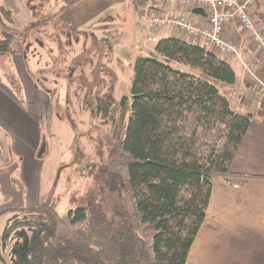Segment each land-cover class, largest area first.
<instances>
[{
  "label": "trees",
  "instance_id": "obj_1",
  "mask_svg": "<svg viewBox=\"0 0 264 264\" xmlns=\"http://www.w3.org/2000/svg\"><path fill=\"white\" fill-rule=\"evenodd\" d=\"M128 1L136 9L155 6ZM132 67L129 95L120 100L128 118L114 127L108 157L95 172L99 195L125 196L126 210L109 217L84 197L60 214L51 195L17 209L26 215L11 264H186L212 181L249 178L230 170L253 117L234 110L221 92L237 82L226 60L202 39L168 37Z\"/></svg>",
  "mask_w": 264,
  "mask_h": 264
},
{
  "label": "crops",
  "instance_id": "obj_2",
  "mask_svg": "<svg viewBox=\"0 0 264 264\" xmlns=\"http://www.w3.org/2000/svg\"><path fill=\"white\" fill-rule=\"evenodd\" d=\"M49 1L37 12L39 20L36 12L34 14L30 5L26 6L24 2L15 6L8 23L0 16L3 28L11 36L13 52L9 58L15 65L14 71L7 69L8 79L0 77V146L4 145L2 136L11 142L7 157L0 152V159L6 164L0 169V205L16 198L25 200L27 204L22 207H32L42 201L32 192L35 177L27 175L25 168L12 162L13 156L26 154H30L35 163L39 160L35 157L38 150L35 147L42 138L40 118L44 96L42 87L24 67L33 42L39 44L43 52L48 51L51 56L62 59L66 49L71 50L65 44L82 43L79 50L90 51L91 44L110 41L107 37L112 31L104 32L102 28L130 16V23L120 24L131 41L130 55H139L136 48H142L145 9L134 8L128 0H62L68 4L57 7L54 2L59 0ZM257 4V19L261 23L264 2L257 0ZM150 12L165 14L164 8L157 5ZM179 14L195 24L208 23L209 14L201 8L175 9L174 15ZM168 29L172 32L167 33ZM227 32L232 37L233 27L227 26ZM157 35L160 40L175 37L189 42L186 32L174 26L160 29ZM154 49L152 46L149 52ZM219 57L226 60L237 75L236 84L222 85L221 92L234 110L253 117L230 168L233 174L249 178H234L232 184L219 178L212 181L207 215L186 264H264V56L253 49L248 53L246 59L252 63L250 72H245L242 63L232 55ZM10 77L11 81L19 83L18 88L12 87ZM17 169L21 173L19 184L13 173ZM6 170L14 171L10 175ZM7 186L12 193L6 192Z\"/></svg>",
  "mask_w": 264,
  "mask_h": 264
},
{
  "label": "rangeland",
  "instance_id": "obj_3",
  "mask_svg": "<svg viewBox=\"0 0 264 264\" xmlns=\"http://www.w3.org/2000/svg\"><path fill=\"white\" fill-rule=\"evenodd\" d=\"M22 2L26 6L30 5L39 20L37 12L50 1L0 0V16L3 22H9L15 6ZM54 4L57 7L68 2L65 1L64 4L59 0ZM3 22L0 21V47L11 37L3 28ZM125 23H130V16L102 28L104 32L112 31L107 37L110 41L97 45L94 43L93 46L91 38L90 51L79 50L82 43L65 44L66 47L70 46L71 50L66 49L62 59H58L57 55L51 56L48 51L43 52L39 44L33 42V49L28 59L24 60V67L42 87V138L39 139L38 147H35L38 149L35 157L39 159L36 163L30 154L23 156L24 159L22 156H13L15 160L12 162L15 166L25 168L27 175L35 177L32 185L34 195H39L42 200L51 195L60 214L75 209L84 197L93 198L94 203L109 217L126 210L125 196L122 198L107 191L99 195V184L95 177L101 162L108 157L114 127L121 128L128 118V112L120 106V100L129 95L133 61L152 48L137 46L139 55H130V38L125 36L120 26ZM166 31L172 32L169 29ZM119 35L122 37H118ZM6 44L7 48L0 50V77L5 80L8 79L7 69H15L14 61L9 58L13 46ZM11 85L19 87V83L13 81ZM98 107L103 110L98 111ZM1 140L4 145L0 146V152H3V157H7L11 142L5 136H2ZM0 160V169H3L6 164ZM6 171L10 174L12 170ZM13 173L17 179L16 183L19 184L20 170L17 169ZM5 190L12 193L9 187ZM22 200L16 198L15 201L0 205V264L12 263L17 235L22 230L26 215L25 212L17 210L26 206L27 203Z\"/></svg>",
  "mask_w": 264,
  "mask_h": 264
},
{
  "label": "built area",
  "instance_id": "obj_4",
  "mask_svg": "<svg viewBox=\"0 0 264 264\" xmlns=\"http://www.w3.org/2000/svg\"><path fill=\"white\" fill-rule=\"evenodd\" d=\"M162 6L165 14L151 13V3L145 8L144 37L146 48L156 46L160 38L156 32L167 26L185 31L189 42L196 44L200 39L207 48L219 56H234L242 63L243 70L250 72L252 63L246 59L253 49L264 56V25L257 19V0H154ZM201 8L208 12L206 25L195 24L182 15H174L175 9ZM232 26L234 35L228 36L227 26Z\"/></svg>",
  "mask_w": 264,
  "mask_h": 264
}]
</instances>
